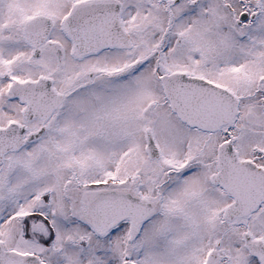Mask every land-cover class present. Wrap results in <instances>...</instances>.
<instances>
[{
	"label": "snow or ice",
	"instance_id": "1",
	"mask_svg": "<svg viewBox=\"0 0 264 264\" xmlns=\"http://www.w3.org/2000/svg\"><path fill=\"white\" fill-rule=\"evenodd\" d=\"M0 264H264V0H0Z\"/></svg>",
	"mask_w": 264,
	"mask_h": 264
}]
</instances>
